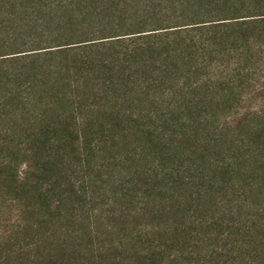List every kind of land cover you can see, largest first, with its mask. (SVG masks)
<instances>
[{
  "label": "rangeland",
  "instance_id": "obj_1",
  "mask_svg": "<svg viewBox=\"0 0 264 264\" xmlns=\"http://www.w3.org/2000/svg\"><path fill=\"white\" fill-rule=\"evenodd\" d=\"M124 1L104 0V4H101L102 0H0V12L3 14L4 11L7 14L10 12L16 19V22L12 21L10 26H4L3 34L0 33L2 34L0 36V56L6 57L7 54L16 50L24 51V47L19 44L23 42L20 35L23 31L27 32L25 35L28 36L27 38L36 34L37 28L40 29L38 27L39 19H46L48 23L52 22L56 16L70 17L82 13L79 18L84 20L83 14L96 13L97 9H101L100 13L103 12L101 15L97 12L100 16L97 25L91 27L90 24L82 28L97 27L98 30H103L100 35L102 38L100 43L103 42L105 48L100 46L98 54L95 56L98 57L99 63L103 64L102 61L105 59L103 57L109 54L111 46L110 42H107V37L117 33L115 27L121 23L118 22L121 21L120 17L123 20L126 17H128L126 19L143 20L156 12L157 14L167 12L166 10L165 12L150 11L148 6L141 9L148 0H128L132 6L122 10ZM205 1L203 0V2ZM210 1H207V5H210ZM215 3L219 7L216 4H211L209 9L220 8L219 10H223V14L219 12L222 14L221 17L234 18L258 13L264 17V0H216ZM180 4L179 2L175 7L168 4V14L175 13L173 8H177L183 13L182 8H179ZM192 4L196 8L192 14L197 13L198 15V13L207 12L204 7H196L198 5L195 2ZM197 9L199 10L197 11ZM178 10L177 13L180 14ZM7 14L1 18L2 21ZM200 17V22L209 20L207 14ZM191 20L195 23L199 21V17L194 16ZM190 21L185 20L186 23H190ZM261 21L263 24L257 34L261 35L264 41V20ZM82 23L86 24V21H82ZM218 27L208 26L199 29H202L204 35L213 37L217 47H219V41L233 43L232 37L236 30L228 25ZM208 31H211V34H208ZM39 32L42 33L43 30L41 29ZM44 34H50L49 27L46 26ZM114 45L117 46L118 42ZM261 50L264 51V47ZM114 51L117 53L118 49L116 48ZM79 52H68L70 57L63 58L67 64L65 68H59L60 62L54 63V69L58 75L54 76V80L50 77V73L42 67L38 68L32 65L36 67L34 72L30 70L31 68H28V71H23L21 68L15 70L16 58L0 59V153H9L16 147L24 148L23 146L19 147L20 138L12 136L19 130L24 134L23 136L39 137L43 141L42 152L49 155L47 158L62 162L65 166L59 172H52V170L44 168L42 170L43 177L54 179L61 175L65 176L63 187L59 189V192L66 196L60 212L51 214L49 209L51 210L55 205H51L49 208L37 194L28 196L23 194V191L19 192L16 190L17 188L13 187L12 172L0 171V264L263 263V216L257 209L256 212L254 211L255 205H249L247 200L243 199L240 186L244 184V187L249 189L254 197H257V188L252 186L246 175L252 173L250 169L252 164L255 167L254 161L257 156L264 168V67L260 68L262 71L257 76L256 89L250 88L253 91L251 95L248 94L250 99L235 105L234 113L228 120L223 118L218 121L214 113L225 110L226 101L232 95L227 84L233 75L226 77V81L219 82L221 84L219 86L222 87L214 90V94L207 90L214 80L204 84L201 87L202 90L199 89L201 90L200 95H203L202 98L206 102L213 100L216 95L223 101L218 106L198 108L196 113H189L203 118L208 115L209 121H211L209 128H207V124H198V130L195 133L187 131L185 134L174 132V128L172 131L169 130L167 141H165L167 146L163 148L164 155L160 161L169 168L170 177L173 176L171 173H174L182 179L178 178L184 188L182 191L184 198L175 200L165 198L160 201L155 198L158 194L156 187L157 185L171 184L168 180L170 177L167 181L154 177V181L148 180V185L144 179H141L144 177L141 175L137 180V182L139 181L138 188L134 185L130 186V179H136L135 172L141 171L139 164L143 161L154 160L151 147L148 145L149 141L155 144L152 136L154 128L161 125L165 126V130L170 129L168 122L159 124L152 122L151 113L169 112V119L174 113L170 111L171 109H165L169 101L162 105L157 97V100L150 101L155 97L154 95L158 94L154 87L158 84L155 79L159 78V75L154 73L157 67L151 61V72H147V75L146 72H143L144 75L140 74L144 76L140 80H143L145 76L148 78L147 84L143 86L145 87L143 91L147 92V96L144 98L141 96L142 93H138L140 96L135 94L132 96L133 98H128L124 97L121 91L111 94L101 84L99 86L92 80L89 81L91 78L95 79L96 75L103 82L104 73L100 67H94L91 62L93 59L88 62L81 60L82 55L77 54ZM93 54L90 52L87 56L91 57ZM115 55L118 57V54ZM204 56L205 50L199 53L198 61L202 60ZM260 56L263 57L262 54ZM260 63L264 64V59ZM261 64L257 65L255 69ZM120 65H122L121 62ZM94 68H96L95 75ZM34 73H38L39 88L40 84L45 87L53 86L49 90V103L45 102L41 96L39 97L40 103L32 102L22 94L25 92L21 88L23 81L18 79L19 75L26 78ZM204 79V81L209 80L206 75ZM134 85L132 86L134 87ZM80 86H87L88 90L89 88L92 90L88 95H85L88 90L81 91ZM59 89L69 92L71 99L76 97L78 102H87L84 96L88 98L95 96V93L99 97L93 104L83 105V109L87 110L84 114L94 113L96 117L93 127L89 129L86 136L90 139L101 138V135L96 134L100 129L106 128L104 134L109 139L101 146L99 144L95 146L92 155L88 158V164L82 161L85 159H82L83 153L87 152L81 145L82 138L77 137L78 131L75 128L68 126L70 120L62 118L64 111L58 110L59 108L57 109L55 106L57 94L60 92L56 93V91ZM42 93L45 94V92ZM37 110L42 114L37 115ZM108 111L113 112L116 116L108 115ZM194 121L195 127L198 122H201L198 119ZM214 126H218L216 134L219 136L214 135V139L208 138L212 134V131L208 129H213ZM4 133L9 134L5 139ZM113 133L117 135V139L112 137ZM197 136L199 139L205 136L209 140V144L203 140L199 143L196 140ZM238 138L244 139V149L240 158L242 172L239 187L234 186L235 188L226 192L223 189L222 180L227 174L217 175L214 181L220 179V182L218 186H215L207 181L202 183V180L198 179L201 178L200 176L193 179L188 169H184L188 163L183 159L188 158L204 170L211 168L215 155H218L219 151L223 153V148L230 144L233 145V142ZM213 145L217 149L216 151H213ZM184 147L187 148L184 150ZM251 147L258 149L260 154L255 150L252 151ZM175 148L180 154L176 155ZM154 156L158 157V153ZM176 160L180 161L174 164ZM25 166L19 169L21 173L24 172ZM87 174L91 180L93 179L97 183L92 186L91 183H87L84 186V177ZM82 178V183L77 181ZM142 181L144 184L141 183ZM83 186L84 189L81 190ZM139 187L147 189L146 197L139 196L135 191V188L139 191ZM175 190H178V185L175 186ZM175 192L178 194V191ZM153 193L155 197L152 196ZM217 195L221 196L220 203L213 207L210 202ZM207 199L210 200L204 209L197 206L200 207V211L197 213L195 205L198 201L203 205ZM16 214H19V220L16 221L15 226L10 222V219H13ZM138 220L147 223L152 232L160 225L161 232H155L148 236L149 239L145 242L142 253H136L133 250L127 252V248L122 249L121 247L118 250H113V234L116 232L114 227L120 229L124 225L135 226ZM16 234L18 238H16ZM16 242L22 245L20 252H14L13 246Z\"/></svg>",
  "mask_w": 264,
  "mask_h": 264
},
{
  "label": "trees",
  "instance_id": "obj_2",
  "mask_svg": "<svg viewBox=\"0 0 264 264\" xmlns=\"http://www.w3.org/2000/svg\"><path fill=\"white\" fill-rule=\"evenodd\" d=\"M201 1L203 2V0H148L147 4L143 5L141 9L148 6L150 7V11L155 12L159 10L160 12H165L166 10L167 12L165 14H157V12L155 14L150 13L151 15L148 18H143V20H134L132 18L126 19L128 17L123 20L120 17L121 21L118 22L121 23L115 27L117 33L114 36L107 37V42H110L111 46L109 47V54H106L103 57L105 58L102 61L103 64H100L98 57H95L98 54L100 46H104L105 48V45L102 44L103 42L100 43L102 40L100 35L103 33V30H98L97 27L92 29L82 28L85 25L89 26L91 24V27L97 25V22L100 19L98 14L101 15L103 13H100L101 9H97L98 14L97 12L83 14L82 17L85 18L84 20H80L81 17L79 18V15L82 13H77L70 17L56 16L52 22L48 23L46 19H39L38 27L40 29L37 28L36 34L32 35L31 38H27L28 36H25L27 32L23 31L20 35L23 42L19 44L24 47V51L16 50L7 54L6 57L1 55L0 59L7 60L16 58L17 62L15 70L21 68L23 71H28V68H31L30 70L34 72V69L36 70L35 66L38 68L42 67L45 71L47 70L48 73H50V77L54 80V76H58L54 69V63L60 62L61 65L59 68H65L67 64L63 58L70 57L68 52L70 51V53H72L80 51L77 54L83 56L80 57L81 60H85V62H88L91 59L98 61L95 63L91 60L94 67H100L104 73V80L101 82V80L95 75L96 68H94L93 72L95 79L91 78L89 81L92 80L93 83H97L99 86L101 84L102 87L111 94L115 91H121L123 92V96H127L128 98H133L132 96L138 93H142L141 96L144 98L147 96V92L143 91L145 88L143 86L144 84H147L148 78L145 76L143 80H140L144 77L140 74L146 72L147 75V72H151V61H153V65L157 67L155 68L154 73L159 75V78L155 79V82L158 84L154 86L158 94L154 95V93H156L154 92L153 95L155 97L150 101L159 98L161 105L166 104V101H169L167 106H165V109H171L170 111H173L174 113H172L170 119L169 112L151 113L152 122L157 124L168 122L170 129L165 130V126L161 125H157L154 128L155 130L152 136L155 144L150 141L148 143L151 147V154L154 160L143 161L139 164L141 171L135 172L136 179H130V186L134 185L138 188L139 181L137 182V180L141 175L144 176L141 179H144L145 183H147L149 179L154 181V177L162 181H167L170 177L169 168L165 166V163H161L160 158L164 155V146H167V142L165 141H167L168 132L172 131L174 128V132L176 133L185 134L187 131L188 133H195L198 130V124H207V128H209L211 121H209L208 115L203 118L202 116L191 115L189 113H196L198 108L202 109L211 108L215 105L218 106L223 101V99L216 95L213 100H207L206 102L202 98L203 95H200V91L202 90L201 87L214 80V82H211L210 86L207 88L210 93L214 94V90L222 87L219 86L221 85L219 82L226 81V77L233 75V78L227 84V87L232 91V95L228 100L226 99V108L223 111H217L214 113V116L218 121L223 120V118L228 120L234 113L233 109L235 105L237 106V104L242 101L244 102L247 101V99H250L248 98V94L251 95L253 92L250 88L253 87L256 89L258 84L256 80L258 78L257 76L262 71L260 68L264 67V64L260 63L264 59V51L261 50V48L264 47V41L262 40V36H258L257 34L263 24V21H261L264 20L262 19L264 18L262 17L263 15L258 13L250 16L225 18L221 17L223 10H219L220 8L209 9L211 4H216V0H206L203 3ZM207 1L211 2L210 5H207ZM179 2L181 3V7L179 8H182L183 13L177 8H173L176 16H174L175 13L169 15L168 4L175 7ZM192 2H195L196 5H198L196 7H204V9H207V12L198 13V15L197 13L192 14L196 9ZM101 4H104V0H102ZM123 4L124 6L121 8L122 10L128 9L132 6L128 0H125ZM216 6L219 7L217 4ZM177 10L180 14L177 13ZM198 10L199 9H197V11ZM5 14H7L5 11L4 14L3 12H0V19ZM106 14L108 15V12ZM205 14L209 16V20L207 19L208 21L200 22V16H205ZM194 16L199 17V21L193 23L191 19ZM3 19L4 21H2V19L0 20V28L2 29L0 33L2 34L4 33V26H10L12 21L16 22V19L12 17L10 12ZM185 20L187 22L191 21L190 23H186ZM82 21H86V24L82 23ZM225 25L233 27L236 30L235 35L232 37L233 43L219 41V47L214 43V40L212 39L213 37H209L207 34L204 35V32L201 31L202 29H199L208 26H216L219 28L218 26ZM46 26L49 27L50 34H44ZM41 29L43 30L42 33L39 32ZM207 33L211 34V31H208ZM2 34H0V36H2ZM116 42H118L117 46L114 45ZM116 48L118 49L117 53L114 51ZM203 50H205V56L202 60L198 61L199 53ZM90 52L94 54L91 57H88L87 55ZM115 54H118V57ZM261 54L263 57L260 56ZM146 57H148V59H146ZM257 58L259 59L256 61ZM120 62L122 65H120ZM259 64L261 65L255 69ZM205 75L208 76L209 80L204 81ZM19 77L20 78L18 79L23 81L21 88L25 92L22 94L27 96L30 101L39 102V97L41 96L45 102L49 103V90L53 86L45 87L40 84L39 88L38 73H34L26 78H23L20 74ZM132 85H134V87ZM80 90L87 91L88 89L87 86H80ZM91 90L92 89L89 88L85 95H88ZM58 91L60 92L58 93ZM42 92H45V94ZM56 93H58V98L55 101V106L57 109L59 108L58 110L64 111L62 118H64V120H70L68 126L75 128V130L78 131L77 137L82 138L83 141H81V145L87 152L83 153V156L81 155L82 153H80V155L82 156V159L85 158L82 160L83 163L85 161L88 164V158L92 155L95 146L97 144L101 146L109 139V137L104 134L106 128H102L97 132L96 135H101V138L94 137L90 139L86 136L89 129L93 127L96 117L94 113L84 114L87 110L83 109V105L93 104V102L99 99V97L96 93L95 96H89V99L87 96H84L87 102L83 103L80 101L78 102L76 97L71 99V94L66 90L59 89ZM138 95L140 96V94ZM198 98L200 99L198 100ZM51 105L53 104L51 103ZM38 111L39 110H37V115H41L42 113L40 114ZM107 114H112L113 117L116 116V114H113L111 111H108ZM197 119L201 122H196L197 124L195 127L194 120ZM217 127L218 126H214L213 129H208L209 131H212L211 136H208V138L214 139V135L219 136V134H216ZM192 129L194 130L191 131ZM23 135L24 134L19 130L18 133L12 136L20 138L21 141L19 142V147L23 146L24 148L18 149V147H16L14 151L9 153H0V171L3 172V170H8L12 172L11 177L14 185L13 187L17 188L16 190H19V192L23 191V194L28 196L37 194L49 208L51 205H55L51 210L49 209V213H59L62 204L65 203L64 198L66 197L65 194L59 192V189H62L63 187V178L65 176L62 177L61 175L59 177H54V179L44 178L42 170L47 168L48 170H52V172H59L65 167L64 163H59L52 160V158H47L49 155L42 152L43 141L39 137H31L29 135L27 137ZM8 136V133H4V139ZM112 137L117 139V135H114V133ZM196 140L199 143L203 140L206 144H209V140L205 136L201 139L197 136ZM243 140V138H238L233 142V145L230 144L226 146V148H223V153L219 151V154L215 155L214 163L209 169L204 170L199 165L196 166V162L190 161L189 158H181L184 162L188 163V166H184V169H188L193 179L200 176L201 178L198 179L202 180V183L207 181L210 184H215V186H218L220 182V179L214 181L215 177L217 178V175L227 174L222 180L224 186L223 189L227 192L229 189L237 188L240 186V176L242 172L240 167L242 162H240V158L241 152L244 149ZM186 148L187 147H184V150ZM213 148V151L217 150L214 145ZM175 149L176 155L180 154L177 148ZM251 149L258 153V149L256 150L254 147H251ZM156 153H158V157L154 156ZM179 161L180 160H176L174 164ZM254 163L255 167L252 164L250 169L252 173H249L246 176L251 181L252 186L257 188V197H254L250 190L244 187V184L240 186V189L242 190L243 199H246L249 205L253 204L256 206L254 211L257 209L261 212L264 226V168L258 161V156ZM23 166L26 168L24 172L21 173L19 169ZM171 174L173 176L168 179L171 184L157 185V197L154 196V193L152 194L156 200L162 201L165 198L171 200L181 197L184 198V194H182L184 188H182V182L180 184V181L178 180L180 176L174 173ZM86 176L89 177L88 174ZM86 176L84 177V182L83 178L77 179V181H80L81 183L83 182L84 186H86L87 183H91V186L97 183L93 179L91 180L90 177L87 178ZM144 181L141 183L144 184ZM176 184L178 185V190H175V186L177 187ZM84 186L81 190L84 189ZM146 190L139 187L138 191V189L135 188V191L142 197L148 195ZM175 191H178V194ZM149 196L152 197L150 194ZM220 199L221 196H215L210 202L211 205H213V207L218 205ZM209 200L207 199L203 205L202 202L198 201L195 205L197 213L200 211V207L203 209L206 207L205 205ZM17 220H19V214H16L13 219H10V222L15 225ZM136 224L137 225L135 226L132 224L124 225L121 226L120 229L114 227L116 232L113 234V250H118V248L121 247L122 249L127 248V252L133 250V252L142 253L144 251L143 248L145 242L149 239L148 236L155 232H161L160 225H158V229H153L152 232L150 231L148 224L144 221L138 220ZM16 238H18L17 234ZM13 248L15 250L14 252H20L22 250V245L16 242ZM259 264H264V261Z\"/></svg>",
  "mask_w": 264,
  "mask_h": 264
}]
</instances>
